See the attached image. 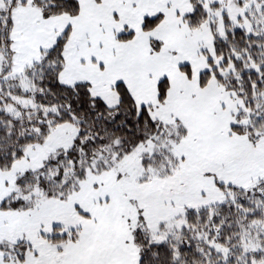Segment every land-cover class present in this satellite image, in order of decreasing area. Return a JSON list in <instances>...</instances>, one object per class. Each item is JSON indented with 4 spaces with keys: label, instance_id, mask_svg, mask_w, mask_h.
<instances>
[{
    "label": "snow or ice",
    "instance_id": "1",
    "mask_svg": "<svg viewBox=\"0 0 264 264\" xmlns=\"http://www.w3.org/2000/svg\"><path fill=\"white\" fill-rule=\"evenodd\" d=\"M0 264H264V0H0Z\"/></svg>",
    "mask_w": 264,
    "mask_h": 264
}]
</instances>
